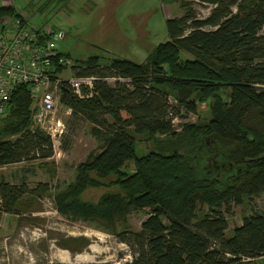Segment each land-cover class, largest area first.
Returning <instances> with one entry per match:
<instances>
[{"label": "trees", "instance_id": "obj_1", "mask_svg": "<svg viewBox=\"0 0 264 264\" xmlns=\"http://www.w3.org/2000/svg\"><path fill=\"white\" fill-rule=\"evenodd\" d=\"M201 1L211 5L207 15L196 19L183 3L181 16L164 21L167 40L144 62L101 66L89 57L70 72L94 79L90 95L60 96L71 116L92 125L99 147L75 166L72 183L52 193L56 212L127 246L132 258L123 264H238L264 256V211L243 216L229 237L223 217L264 194V0ZM3 15L18 16L0 6ZM201 105L209 113L204 121ZM30 108L28 87L16 86L0 116V168L45 167L51 159L49 137L29 130ZM190 114L195 122L174 126ZM136 137L154 148L136 155ZM87 189L103 192L82 201ZM48 194L44 183L28 188L24 177L0 179V211L19 216ZM132 211L146 216L137 231L125 227Z\"/></svg>", "mask_w": 264, "mask_h": 264}, {"label": "rangeland", "instance_id": "obj_2", "mask_svg": "<svg viewBox=\"0 0 264 264\" xmlns=\"http://www.w3.org/2000/svg\"><path fill=\"white\" fill-rule=\"evenodd\" d=\"M7 3L16 13L24 14L29 25L62 31H56V53L62 56L65 65L55 73L61 81L71 78L70 67L92 56L98 57L101 66L108 65L112 59L140 64L157 44L167 40L164 21L181 16L183 3H188L196 19L204 18L211 8L201 0H0V6ZM186 56L180 52L181 58ZM105 82L112 85L113 79ZM64 111L62 105L56 111L65 132L54 142L47 166L39 167L38 161H30L0 168V179L5 182L18 183L24 177L28 188L37 183L50 188V194L35 200L24 214L13 216L0 211V264H123L132 258L131 250L112 235L56 212L52 193L72 183L75 166L99 147L90 132L92 125ZM198 114L200 121L209 118L205 105L199 106ZM197 118L190 114L173 123L177 128L180 121L193 123ZM135 139L134 151L138 156L155 146L151 141L144 142L142 137ZM123 170L131 172L132 164L126 163ZM102 192V189H87L80 199L94 202ZM261 211H264V194L254 198L251 204L233 206L223 214L227 223L224 236H230V230L240 224L243 216ZM145 217L144 211H132L126 217L125 227L137 231ZM123 227L117 224L116 229Z\"/></svg>", "mask_w": 264, "mask_h": 264}, {"label": "built area", "instance_id": "obj_3", "mask_svg": "<svg viewBox=\"0 0 264 264\" xmlns=\"http://www.w3.org/2000/svg\"><path fill=\"white\" fill-rule=\"evenodd\" d=\"M17 14L0 17V116L15 87L26 85L31 99L29 130L46 134L54 151V142L65 132L56 117L61 89L79 99L87 98L94 79L72 76L66 81L57 79L55 69L65 65V60L56 53L57 29L35 28L28 24L24 14ZM84 89L86 93H82ZM70 113V108H65L64 114Z\"/></svg>", "mask_w": 264, "mask_h": 264}, {"label": "crops", "instance_id": "obj_4", "mask_svg": "<svg viewBox=\"0 0 264 264\" xmlns=\"http://www.w3.org/2000/svg\"><path fill=\"white\" fill-rule=\"evenodd\" d=\"M1 6H5V7H12L10 3L7 4H1ZM179 17V16H178ZM21 178V177H20ZM19 178V179H20ZM17 182H9V184H16ZM238 264H264V256L252 259V260H243Z\"/></svg>", "mask_w": 264, "mask_h": 264}, {"label": "water", "instance_id": "obj_5", "mask_svg": "<svg viewBox=\"0 0 264 264\" xmlns=\"http://www.w3.org/2000/svg\"><path fill=\"white\" fill-rule=\"evenodd\" d=\"M64 92H66V91L64 89H61V95H63Z\"/></svg>", "mask_w": 264, "mask_h": 264}]
</instances>
